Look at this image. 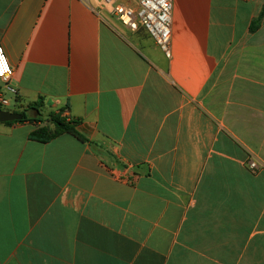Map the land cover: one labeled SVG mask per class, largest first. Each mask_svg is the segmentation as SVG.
Returning <instances> with one entry per match:
<instances>
[{"label":"crops","instance_id":"1","mask_svg":"<svg viewBox=\"0 0 264 264\" xmlns=\"http://www.w3.org/2000/svg\"><path fill=\"white\" fill-rule=\"evenodd\" d=\"M113 4L0 0V264H264V0H173L170 59Z\"/></svg>","mask_w":264,"mask_h":264},{"label":"built area","instance_id":"2","mask_svg":"<svg viewBox=\"0 0 264 264\" xmlns=\"http://www.w3.org/2000/svg\"><path fill=\"white\" fill-rule=\"evenodd\" d=\"M114 0H105L107 4H113ZM113 15L131 31H138L143 28L160 48L164 55L172 57V22H173V0H138L137 8L130 5L114 3L112 6ZM13 75V68L10 65L4 49L0 47V80L8 82ZM11 93L15 90L7 87ZM9 101L0 95V110L9 106ZM249 167L256 169V160L248 162Z\"/></svg>","mask_w":264,"mask_h":264},{"label":"trees","instance_id":"3","mask_svg":"<svg viewBox=\"0 0 264 264\" xmlns=\"http://www.w3.org/2000/svg\"><path fill=\"white\" fill-rule=\"evenodd\" d=\"M263 19H264V5L258 17L252 21L251 28H250L251 32L257 31ZM40 104L41 103L39 102L32 103L29 105V108L39 111ZM62 113H63V110L58 113L51 114L50 116L51 124L39 127L37 130H35L34 132L30 134V138L38 142L46 143L61 134L69 133V134H72L78 137L79 139L84 140L82 136L76 130L77 122L71 119H68L66 116H63ZM22 114L24 115L23 120L13 121L10 123L25 121L27 119L25 111H23Z\"/></svg>","mask_w":264,"mask_h":264},{"label":"water","instance_id":"4","mask_svg":"<svg viewBox=\"0 0 264 264\" xmlns=\"http://www.w3.org/2000/svg\"><path fill=\"white\" fill-rule=\"evenodd\" d=\"M23 118L24 115L22 113L0 110V123L20 121L23 120Z\"/></svg>","mask_w":264,"mask_h":264}]
</instances>
